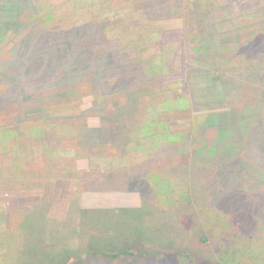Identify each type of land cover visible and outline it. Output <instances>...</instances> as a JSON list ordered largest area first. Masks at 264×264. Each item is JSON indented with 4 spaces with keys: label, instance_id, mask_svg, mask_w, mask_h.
Instances as JSON below:
<instances>
[{
    "label": "rangeland",
    "instance_id": "obj_1",
    "mask_svg": "<svg viewBox=\"0 0 264 264\" xmlns=\"http://www.w3.org/2000/svg\"><path fill=\"white\" fill-rule=\"evenodd\" d=\"M19 7L0 28V264H264V0Z\"/></svg>",
    "mask_w": 264,
    "mask_h": 264
},
{
    "label": "trees",
    "instance_id": "obj_2",
    "mask_svg": "<svg viewBox=\"0 0 264 264\" xmlns=\"http://www.w3.org/2000/svg\"><path fill=\"white\" fill-rule=\"evenodd\" d=\"M13 1H15V3H11V4H8V3H6L5 4V6L4 5H0V12H1V19H0V28H3L5 25H8L9 23H13L14 24V22L15 23H20L19 22V20L17 19H13L12 17H13V15L12 14H14V17H15V14H16V11H18V8H20L19 7V4H20V1L21 0H13ZM8 7V8H7ZM15 9H16V11H15ZM28 20V19H27ZM81 65L82 64H79V65H77L76 67H74V71L75 70H77V69H80L81 68ZM81 70V69H80ZM79 70V71H80ZM68 75H69V73H68ZM67 75V76H68ZM88 76H90V75H88ZM66 80L67 81H69V80H71L70 78H67L66 77ZM262 100L261 101H264L263 99H264V97H262L261 98ZM263 108V107H262ZM263 110V109H262ZM215 118H216V120L219 122V121H221V118H222V114H215V116H214ZM216 120H215V122L214 123H216ZM83 128V127H82ZM224 128V127H223ZM82 130V129H81ZM263 134H264V132H263ZM219 136H220V134H219ZM218 136V137H219ZM216 142V145H217V140L215 141ZM216 145H214V146H216ZM213 146V145H212ZM233 144L232 145H230L229 146V148L230 149H228L229 151H232V148H233ZM249 147V146H248ZM251 151V150H250ZM248 152V151H247ZM232 154H236V151L234 150L233 152H231ZM225 166V165H224ZM244 168V167H243ZM246 169V168H245ZM202 191V190H201ZM200 192V191H199ZM199 194V193H198ZM198 194H197V196H198ZM123 209H125V208H123ZM222 215H220V216H218V219H217V222H218V224L219 225H222V226H225V223H227L226 222V220L224 219V217H223V219L224 220H221L222 219ZM222 227H220V229H221ZM218 229V228H217ZM223 229V228H222ZM222 229H221V231H222ZM224 230V229H223ZM202 240V242H204L205 240H208V237H203V239H201ZM249 249H251L253 252L255 251V247L254 246H252V245H249ZM127 252V250L126 251H118V252H116V253H110V252H106V251H102V253L104 254V255H106L107 257H110V258H117V257H119L121 254H125ZM257 254H260V253H258L257 252ZM176 255H183L184 257H186V258H188V257H190V258H192V255L190 254V253H184V252H181V251H177L176 252ZM208 264H218V263H216V261H210V262H208Z\"/></svg>",
    "mask_w": 264,
    "mask_h": 264
},
{
    "label": "crops",
    "instance_id": "obj_3",
    "mask_svg": "<svg viewBox=\"0 0 264 264\" xmlns=\"http://www.w3.org/2000/svg\"><path fill=\"white\" fill-rule=\"evenodd\" d=\"M99 194V193H98ZM98 194H95L94 193V196L95 198H97L99 200V204H102L104 207H109V206H115V204H112L110 201V198L109 197H104L102 195H98ZM90 195V194H89ZM112 201V200H111ZM129 201H130V198L127 197V199L125 201H119V204H121V206H128L129 205ZM116 202V201H115ZM128 202V203H127ZM140 203L137 204V206L139 205ZM125 208V207H123ZM96 210V209H95Z\"/></svg>",
    "mask_w": 264,
    "mask_h": 264
}]
</instances>
